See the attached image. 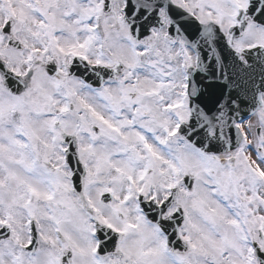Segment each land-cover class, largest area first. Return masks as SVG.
Returning a JSON list of instances; mask_svg holds the SVG:
<instances>
[{"label":"snow or ice","instance_id":"snow-or-ice-1","mask_svg":"<svg viewBox=\"0 0 264 264\" xmlns=\"http://www.w3.org/2000/svg\"><path fill=\"white\" fill-rule=\"evenodd\" d=\"M0 264H264V0H0Z\"/></svg>","mask_w":264,"mask_h":264}]
</instances>
